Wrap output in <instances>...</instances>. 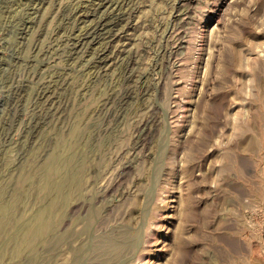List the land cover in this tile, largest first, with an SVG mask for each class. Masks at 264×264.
Segmentation results:
<instances>
[{
  "label": "rangeland",
  "instance_id": "1",
  "mask_svg": "<svg viewBox=\"0 0 264 264\" xmlns=\"http://www.w3.org/2000/svg\"><path fill=\"white\" fill-rule=\"evenodd\" d=\"M118 1L99 68L88 0H0V264H264V0Z\"/></svg>",
  "mask_w": 264,
  "mask_h": 264
},
{
  "label": "bare ground",
  "instance_id": "2",
  "mask_svg": "<svg viewBox=\"0 0 264 264\" xmlns=\"http://www.w3.org/2000/svg\"><path fill=\"white\" fill-rule=\"evenodd\" d=\"M30 2H34L37 4H43L45 1L47 0H27ZM91 1V0H90ZM94 1V2H93ZM91 2H87L86 6L83 8H79L77 7L76 10H72L70 12V14H72V19L75 20L76 22H78L77 24H79L80 26L78 28H80V30L74 35L72 38H68L67 39V53L69 56V60L74 59L76 57H79L78 54L81 51H84L86 49L87 46H91V45H96L98 44L99 47H97L98 49H95V46L93 49H95L94 51L95 53V60H94V66L99 67L103 64H106V60H104L105 56H101V54L99 52H104L105 49L109 48V44L111 41H113L114 37H122L123 35H121L123 33V30H114L113 31V27L116 26L121 22L123 24H120L118 26L124 27L127 26L129 23V19L131 17V10L130 9H124L126 6V2L122 1L119 2L118 0H93ZM91 4L93 7L88 8V4ZM31 4V3H30ZM85 4V3H84ZM115 4V5H114ZM18 5V4H17ZM38 5V6H39ZM57 5V4H56ZM113 5V7H112ZM33 7L31 10V13H37V11L39 12L40 7ZM109 6V7H108ZM115 6V9H114ZM132 6V5H131ZM22 7V6H21ZM31 8V7H29ZM88 8V9H87ZM104 8V9H103ZM110 8V10L108 11L107 9ZM131 8V7H130ZM103 9V11H102ZM121 10V12L119 14H116L114 11L117 10ZM22 10V9H21ZM107 10V11H106ZM22 12V11H21ZM102 12V13H101ZM109 15V17H103V16ZM29 16V15H28ZM34 17V16H33ZM33 17L26 19L24 27H21V33L25 32V30L29 29V27L35 22V20L33 19ZM36 23V22H35ZM133 23V22H132ZM30 25V26H28ZM16 26V25H15ZM117 26V27H118ZM34 28V27H33ZM127 29V28H126ZM17 30V29H16ZM28 31V30H27ZM125 38V37H123ZM127 40V39H126ZM45 43V42H44ZM127 43V42H126ZM89 44V45H87ZM87 45V46H86ZM121 45V44H120ZM124 45V43H123ZM126 46V45H125ZM125 46H121L122 48V52L124 53L125 50H128V54H130L131 52L129 51V49H127ZM34 47V46H33ZM39 47L38 44L35 45V48ZM120 48V46H119ZM84 49V50H83ZM92 49V50H93ZM91 50V51H92ZM93 51V52H94ZM110 51V50H109ZM118 51V50H117ZM120 51V50H119ZM121 52V53H122ZM127 52V51H125ZM130 52V53H129ZM159 52V51H158ZM18 55V54H17ZM127 56V55H126ZM108 57V54L107 56ZM111 58V57H110ZM129 58V57H128ZM67 59V57H66ZM107 59V58H106ZM88 60V59H87ZM92 60V59H91ZM73 61V62H74ZM116 61V60H115ZM93 62V61H92ZM128 62V61H127ZM15 63V62H14ZM92 66V65H90ZM106 66V65H104ZM40 67V66H39ZM95 67V68H96ZM107 67V66H106ZM100 68V67H99ZM103 69V68H102ZM160 69V68H159ZM129 70V69H128ZM72 71V70H71ZM167 71V70H166ZM60 77V76H58ZM65 78V77H64ZM132 79V78H131ZM60 80V79H59ZM64 80V79H63ZM95 80V79H94ZM10 81V80H8ZM61 81V80H60ZM15 82V80H14ZM145 82V81H143ZM8 83V82H7ZM133 83V82H132ZM17 84V83H16ZM27 85V84H26ZM62 85V84H61ZM59 86V81L58 79L55 80V84H52L51 81L47 82L44 86L43 84H41V86H39L37 88L36 94H37V98L43 99L44 101L49 100L52 104V95L55 93L56 95V87ZM15 88V87H14ZM8 89V88H7ZM63 89V88H62ZM12 91V90H11ZM20 91V90H19ZM18 91V92H19ZM124 91V89H123ZM127 91V90H126ZM130 91V90H129ZM125 92V91H124ZM11 93V92H10ZM17 93V92H16ZM21 94V93H20ZM18 95V94H17ZM40 96V97H39ZM57 97V95H56ZM55 98V97H54ZM56 99V98H55ZM42 101V100H41ZM58 101V99L56 100ZM39 102V101H38ZM43 102V101H42ZM10 103V102H9ZM45 103V102H44ZM101 103V102H100ZM38 104V103H37ZM55 105V104H54ZM57 105V104H56ZM103 105V104H102ZM36 108V107H35ZM54 108V107H53ZM35 110V109H34ZM47 112V111H46ZM52 113V112H51ZM34 114V113H33ZM46 118V116H44ZM55 122V121H54ZM141 122V121H140ZM76 175V174H75ZM73 178V177H72ZM70 183L69 185L71 187H74V185L76 183H74V181L71 179L69 180ZM66 184V183H65ZM68 185V186H69ZM65 186V185H64ZM67 187V186H66ZM71 191V189H70ZM65 196H67V194L65 193ZM64 196V197H65ZM62 198V197H61ZM63 200V198H62ZM69 200V199H68ZM62 202V201H61ZM64 202V201H63ZM66 204V203H65ZM40 215V214H39ZM4 216V215H3ZM41 218V217H39ZM8 220V219H7ZM43 220V219H42ZM41 223V222H40ZM52 225V224H51ZM53 226V225H52ZM40 229V228H39ZM43 229V228H42ZM35 236V235H34ZM132 240L131 238H127V237H123L122 239H118V240H111L108 242V245L106 246L107 249H109L110 251H120L122 248H126L130 245H132ZM106 249V248H105Z\"/></svg>",
  "mask_w": 264,
  "mask_h": 264
}]
</instances>
